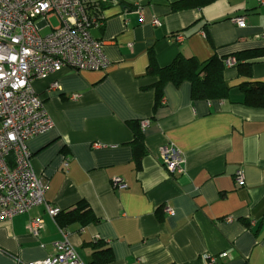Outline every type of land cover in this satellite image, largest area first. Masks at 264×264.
<instances>
[{
  "label": "crops",
  "instance_id": "1",
  "mask_svg": "<svg viewBox=\"0 0 264 264\" xmlns=\"http://www.w3.org/2000/svg\"><path fill=\"white\" fill-rule=\"evenodd\" d=\"M177 1L106 0L99 12L103 24L90 33L103 42L108 67H62L32 82L53 121L26 142L33 169L47 182L50 205L62 213L87 206L65 226L86 264L106 247L109 264H207L204 255L215 257V264H264V108L242 104L239 90L245 82H264V54L249 60L250 76L225 67L226 99H192L183 81L166 83L155 105L157 77L146 73L150 52L163 67L178 54L201 63L264 50V0L173 9ZM53 82L57 87L50 89ZM129 122H138L143 135L139 158ZM167 144L184 157L178 175L160 163L159 148ZM238 170L241 186L234 181ZM112 177L127 187L114 189ZM31 219L42 220L37 237L26 229ZM60 239L43 206L16 214L0 222V264L44 259Z\"/></svg>",
  "mask_w": 264,
  "mask_h": 264
},
{
  "label": "built area",
  "instance_id": "2",
  "mask_svg": "<svg viewBox=\"0 0 264 264\" xmlns=\"http://www.w3.org/2000/svg\"><path fill=\"white\" fill-rule=\"evenodd\" d=\"M104 2L106 0H0V222L36 206H43L52 219L60 210L45 200L47 182L36 175L26 145L30 137L53 126L42 100L32 89V82L62 67L75 71H99L108 67L110 61L104 53L103 42L90 33L91 27L103 24L99 12ZM52 17L56 18V25L50 23ZM232 21L239 27L245 26L243 17ZM158 23V19H152V24ZM47 27L50 31L41 35L40 31ZM176 38L180 40L181 36ZM224 63L230 67L236 61L228 57ZM56 87V82L49 86L50 89ZM147 123V120L141 122L142 126ZM158 157L168 174L178 175L184 171L185 160L177 147L162 145ZM234 181L238 186L244 184L242 171L236 172ZM111 183L117 190L127 187L120 177H112ZM164 212L173 214L169 207H165ZM26 229L37 237L42 220L31 219ZM58 230L61 239L51 243L52 254L20 264H86L70 243L66 228L58 227ZM203 258L207 264L216 262L213 256Z\"/></svg>",
  "mask_w": 264,
  "mask_h": 264
},
{
  "label": "trees",
  "instance_id": "3",
  "mask_svg": "<svg viewBox=\"0 0 264 264\" xmlns=\"http://www.w3.org/2000/svg\"><path fill=\"white\" fill-rule=\"evenodd\" d=\"M214 0H180L172 4L173 9H182L191 6H202ZM103 4H101L102 6ZM264 54V50L251 49L234 53L235 67L240 76H250L253 61ZM228 56H211L208 60L199 63L192 56L178 54L169 64L159 67L154 61V56L150 52L147 74L157 77L155 88V105L159 104L162 98V90L166 83L178 85L183 81L190 83V94L192 99H226L229 96V87L224 79L225 59ZM242 93V104L251 107L264 108V82L250 81L239 85ZM133 132L132 146L134 155L139 158L144 153L143 135L138 122H129ZM86 205L77 206L76 209L66 212H59L55 215L54 221L58 227H65L70 221L79 216L81 209ZM61 212V213H60ZM89 214V212H87ZM84 214V213H83ZM93 219V218H91ZM101 257H97L98 255ZM91 264L101 262L109 264L112 261L110 249L108 247L93 252Z\"/></svg>",
  "mask_w": 264,
  "mask_h": 264
},
{
  "label": "rangeland",
  "instance_id": "4",
  "mask_svg": "<svg viewBox=\"0 0 264 264\" xmlns=\"http://www.w3.org/2000/svg\"><path fill=\"white\" fill-rule=\"evenodd\" d=\"M38 21H39V20L37 19L36 22H38ZM50 23H51L52 25H56V24H57V20H56V18L52 17V18L50 19ZM49 31H50V28H49V27L44 28V29H42V30L40 31V34H41V35H45V34H47Z\"/></svg>",
  "mask_w": 264,
  "mask_h": 264
}]
</instances>
